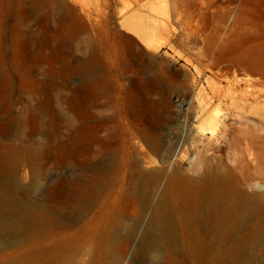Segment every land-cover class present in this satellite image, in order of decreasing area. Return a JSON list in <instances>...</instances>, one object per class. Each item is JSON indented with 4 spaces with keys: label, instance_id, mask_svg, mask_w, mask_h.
<instances>
[{
    "label": "rangeland",
    "instance_id": "374dc122",
    "mask_svg": "<svg viewBox=\"0 0 264 264\" xmlns=\"http://www.w3.org/2000/svg\"><path fill=\"white\" fill-rule=\"evenodd\" d=\"M205 166L264 194V0H0V186L43 205L49 180L78 175L91 197L90 180L141 169L176 208ZM234 212L208 261L264 264V199ZM26 251V231L0 238V261ZM183 255L175 264H191Z\"/></svg>",
    "mask_w": 264,
    "mask_h": 264
},
{
    "label": "bare ground",
    "instance_id": "6f19581e",
    "mask_svg": "<svg viewBox=\"0 0 264 264\" xmlns=\"http://www.w3.org/2000/svg\"><path fill=\"white\" fill-rule=\"evenodd\" d=\"M131 29L148 46L154 45L137 26ZM150 147L159 152L163 144L155 141ZM181 147L182 143L173 154L181 153ZM169 158L159 162L165 164ZM64 166L56 167L61 172ZM108 169L103 167V173ZM203 169L200 179L188 181L184 191L174 195L180 204L176 208L167 200L166 191L159 195L162 181L146 178L141 169L122 182L119 178L90 180V187L96 188L91 197L78 175L67 181L64 176L49 180L43 205L23 202L17 185L5 183L0 186V238H17L26 231L27 258L3 259L0 264H175L182 253L191 258V264L206 260L204 264H213L208 258L217 251L215 261L220 260V247L236 232L237 223H230L234 211L250 216L264 194L238 193L230 177L209 166ZM129 209L136 212L130 220ZM133 249L136 262L129 258Z\"/></svg>",
    "mask_w": 264,
    "mask_h": 264
},
{
    "label": "built area",
    "instance_id": "2783aa9c",
    "mask_svg": "<svg viewBox=\"0 0 264 264\" xmlns=\"http://www.w3.org/2000/svg\"><path fill=\"white\" fill-rule=\"evenodd\" d=\"M173 102H174V105L179 109L181 113L188 112L190 108V104L185 99L175 97Z\"/></svg>",
    "mask_w": 264,
    "mask_h": 264
}]
</instances>
